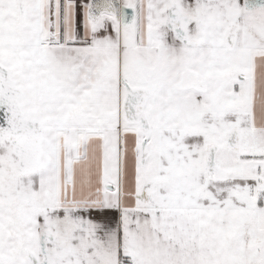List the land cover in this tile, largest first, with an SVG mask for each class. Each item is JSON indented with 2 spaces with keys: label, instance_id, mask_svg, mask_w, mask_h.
I'll list each match as a JSON object with an SVG mask.
<instances>
[{
  "label": "snow or ice",
  "instance_id": "obj_1",
  "mask_svg": "<svg viewBox=\"0 0 264 264\" xmlns=\"http://www.w3.org/2000/svg\"><path fill=\"white\" fill-rule=\"evenodd\" d=\"M0 264H264V0H0Z\"/></svg>",
  "mask_w": 264,
  "mask_h": 264
}]
</instances>
